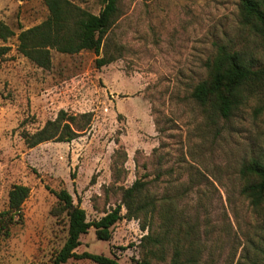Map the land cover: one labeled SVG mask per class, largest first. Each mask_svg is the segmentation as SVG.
I'll use <instances>...</instances> for the list:
<instances>
[{
  "label": "rangeland",
  "instance_id": "1",
  "mask_svg": "<svg viewBox=\"0 0 264 264\" xmlns=\"http://www.w3.org/2000/svg\"><path fill=\"white\" fill-rule=\"evenodd\" d=\"M72 1L92 13L103 4ZM239 2L117 0L101 48L114 60L96 67L92 51L51 49L43 69L17 51L16 39L47 17L43 1L0 0V21L14 32L0 39L8 47L0 56V264H50L67 233L54 191L68 190L92 221L135 180L145 183L142 198L170 207L173 226L189 232L196 264H264V203L255 207L242 194L248 180L240 172L251 160L264 164V84L244 86L228 117L191 96L218 44L264 65V40L240 23ZM60 110L78 135L28 147L25 138ZM14 184L30 191L22 221L6 228L1 213ZM156 212L127 218L122 204L111 238L97 239L91 227L76 252L131 264L146 255L144 235L161 233Z\"/></svg>",
  "mask_w": 264,
  "mask_h": 264
},
{
  "label": "trees",
  "instance_id": "2",
  "mask_svg": "<svg viewBox=\"0 0 264 264\" xmlns=\"http://www.w3.org/2000/svg\"><path fill=\"white\" fill-rule=\"evenodd\" d=\"M48 10L47 17L40 23L20 30L17 34V51L36 66L46 69L51 64L50 50L74 54L82 50L92 51L95 66L101 67L114 58L101 55L103 39L106 36L117 12V0H102V7L97 13L89 12L72 0H42ZM240 23L248 27L264 40V2L262 0H240ZM14 32L0 21V39L6 41ZM8 47L0 46V56ZM208 76L198 82L191 93L192 98L201 105L209 104L222 117H228L242 98V88L258 87L264 84V65H256L247 59L241 51L224 44H218L212 59L206 62ZM65 113L60 110L56 119L48 120L42 128L28 135L25 143L33 147L41 142L54 140L68 142L78 133L70 123L64 121ZM70 121L74 117H68ZM248 180L241 192L257 207L264 203V164L251 160L240 169ZM145 183L135 180L122 192L121 203L98 219L88 220L85 210L74 203L72 195L65 188L54 191L57 198V210L67 216V233L62 246L53 255L50 264H65L69 259H89L97 264H121L115 256H105L90 252L77 253L80 237L93 228L99 240H109L114 224L123 218L122 204L127 208L126 217L136 213L157 211L161 222V233H147L144 241L148 247L146 255L133 259L131 264H154L152 258L166 260L168 264H196L195 257L189 254V232L180 226H173L174 213L170 207L164 208L142 198ZM29 187L14 184L8 191V206L1 213L6 217L5 227L9 223L22 221V204L29 194ZM132 204L137 207L134 213ZM4 220V219H3Z\"/></svg>",
  "mask_w": 264,
  "mask_h": 264
}]
</instances>
